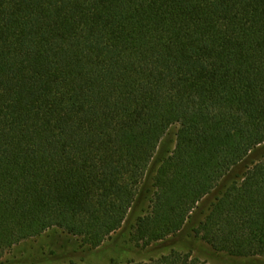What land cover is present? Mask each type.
<instances>
[{
  "label": "trees",
  "instance_id": "16d2710c",
  "mask_svg": "<svg viewBox=\"0 0 264 264\" xmlns=\"http://www.w3.org/2000/svg\"><path fill=\"white\" fill-rule=\"evenodd\" d=\"M263 146L264 0H0L1 264L51 230L101 249L140 202L137 252L196 220L187 247L111 264L264 263Z\"/></svg>",
  "mask_w": 264,
  "mask_h": 264
},
{
  "label": "rangeland",
  "instance_id": "374dc122",
  "mask_svg": "<svg viewBox=\"0 0 264 264\" xmlns=\"http://www.w3.org/2000/svg\"><path fill=\"white\" fill-rule=\"evenodd\" d=\"M176 132V128H172L160 144L158 154L156 156L158 160L155 158L156 160L153 163V168L150 170L145 182L146 189L151 192L149 195H153L155 190L153 186L159 162L167 158L176 147ZM262 154H264V146L255 157H259ZM208 205V201H205V203L202 204V212L206 211ZM148 206L149 202L138 203L137 206L133 208L123 228L105 245H103L101 249L89 252L85 250V247L80 240L74 238L69 239L68 237L66 238V236H62L58 231L51 230L35 239L19 245L16 247L15 252L5 256L1 261L3 264H8V261L13 258H15L16 261L23 259L32 261L33 259L37 260L45 256L52 261L51 264H111L112 262L122 263L128 261L129 259L139 258L144 261H148V259H154L156 257L166 255L171 251H183V247H187L191 229L197 225L196 220H194V223L190 224L189 227L181 234L180 241L183 246L182 248H175L171 245L168 247L163 244H158L152 246V248L144 252H137V249H134V244L131 240L132 229L136 220L146 214ZM195 253L196 255H200V257H202L208 264H242L240 262L235 263L231 259L205 256L208 252L201 245L197 246ZM243 264L264 263L245 262Z\"/></svg>",
  "mask_w": 264,
  "mask_h": 264
}]
</instances>
